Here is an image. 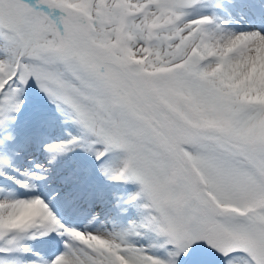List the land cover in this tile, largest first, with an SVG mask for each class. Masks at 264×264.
<instances>
[{
	"label": "snow or ice",
	"instance_id": "snow-or-ice-1",
	"mask_svg": "<svg viewBox=\"0 0 264 264\" xmlns=\"http://www.w3.org/2000/svg\"><path fill=\"white\" fill-rule=\"evenodd\" d=\"M0 264H264V0H0Z\"/></svg>",
	"mask_w": 264,
	"mask_h": 264
},
{
	"label": "rangeland",
	"instance_id": "rangeland-1",
	"mask_svg": "<svg viewBox=\"0 0 264 264\" xmlns=\"http://www.w3.org/2000/svg\"><path fill=\"white\" fill-rule=\"evenodd\" d=\"M37 93H38V89L33 88V89L29 90L28 94L30 97L35 99V98H37ZM33 94H36V95H33ZM49 112H51L50 107H49ZM30 114H31V100L29 101L28 108L25 109L24 115L21 117L22 126H24L25 122H27L29 119L32 118ZM58 134H62V131L59 128H57L55 133H53L50 137L45 136L44 138L45 139H55V138H57ZM91 163H92V161L88 157H85L84 154H82L80 152L68 155L61 160V164H65L68 167H70V166L73 167L76 165H91ZM95 180H101L102 185H106L109 183L103 177H101L99 175L95 176Z\"/></svg>",
	"mask_w": 264,
	"mask_h": 264
},
{
	"label": "bare ground",
	"instance_id": "bare-ground-1",
	"mask_svg": "<svg viewBox=\"0 0 264 264\" xmlns=\"http://www.w3.org/2000/svg\"><path fill=\"white\" fill-rule=\"evenodd\" d=\"M241 25L243 26V20L241 21ZM77 166H80V165H76V166H73V167H77ZM72 166H70L69 168H73ZM96 183H97V186H98V190L102 193V196L104 199H110V196H111V192L113 191L114 189V185L112 183H108L106 185H102V181L101 180H96ZM138 187L137 184L135 183H132V182H129L127 185H126V190L128 191H132L134 189H136Z\"/></svg>",
	"mask_w": 264,
	"mask_h": 264
}]
</instances>
